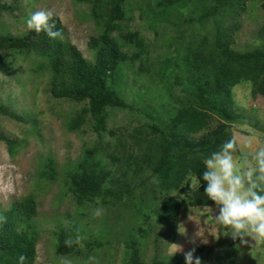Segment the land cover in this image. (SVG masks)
<instances>
[{"label":"trees","instance_id":"16d2710c","mask_svg":"<svg viewBox=\"0 0 264 264\" xmlns=\"http://www.w3.org/2000/svg\"><path fill=\"white\" fill-rule=\"evenodd\" d=\"M75 1L90 6V19L100 30L89 43L94 60L83 55L59 17L53 16L22 36L0 33V56H4L0 58V82L6 76L23 83L18 63L23 57L34 71L47 76L54 99L79 107L68 119V129L78 132L89 125L96 132L94 149L87 148L85 157L64 179L80 210L76 216L68 214V225L56 231L58 252L64 258L90 261L92 256L100 258L92 253L107 246L104 239L110 233L101 230V240L93 235L84 239V227L90 223L83 224L80 218L93 215L88 206L100 209L103 215L118 213L119 222L126 221L124 210L131 211L136 222L147 225V229L140 226L146 239L154 233L150 221H179L183 204L176 195L193 178L198 186L189 206L218 207L216 177L209 165L221 157L239 155L228 125L250 120L235 108L234 90L251 85L252 100L264 103V23L262 45L242 52L234 48L239 26L234 21L259 2L264 12V0ZM20 3L0 0V20L21 10ZM182 6L200 13L185 17ZM136 11L144 27L161 40V47L173 52L171 61L160 63L156 68L160 71L151 77L152 82L164 84L153 103L145 86L139 88L136 98H128L133 93L129 79L138 82L131 70L136 64L140 70L148 69L147 39L138 31H123L126 22L134 21ZM23 14L32 18L25 8ZM124 46L137 51L130 53ZM16 107L15 102L5 104L0 97L1 117L18 123L23 132L39 135L38 113ZM125 112L131 115L129 126H115L116 116ZM108 137L112 140L105 144ZM0 141L8 144L12 155L23 143L3 131ZM103 151L111 164L103 165L95 158ZM59 174L55 160L48 158L38 178L53 183ZM38 213L32 195L13 201L10 209L0 213V264H36L40 233L33 223ZM97 221L110 230L106 222ZM146 247V242L141 246L128 242L120 264H188L180 255L169 260L156 255L146 263Z\"/></svg>","mask_w":264,"mask_h":264},{"label":"rangeland","instance_id":"374dc122","mask_svg":"<svg viewBox=\"0 0 264 264\" xmlns=\"http://www.w3.org/2000/svg\"><path fill=\"white\" fill-rule=\"evenodd\" d=\"M260 4L250 5L248 11L234 21L239 24L235 35L236 50L245 52L262 45L260 30L264 23V12ZM19 6L21 10L13 15L7 14L0 20L1 34L22 36L38 27L45 18L57 16L72 43L89 61L94 60L89 43L100 30L90 19V6L77 4L75 0H21ZM24 8L32 18L24 16ZM181 8L185 17L200 13L186 6ZM139 15L138 11L134 12V21L132 24L126 22L123 31H138L147 39L145 66L148 69L140 70L139 64H136L131 70V76L134 72L138 82L129 79L133 84V87L130 85L133 93L128 98H136L139 88L145 86L152 96L150 103H153L159 98L158 93L164 84L160 80L152 82L151 77L160 71L156 69L160 63L168 64L171 61L173 52L170 47H161V40L147 26L144 27ZM124 50L130 53L137 51L133 46L131 49L124 46ZM21 58H18V63L23 83H17L11 77H2L0 97L5 104L15 102L18 110L38 113L40 133L23 132L18 123L0 116V131L23 142L12 155L8 144L0 141V213L10 209L13 201L31 195L36 198L39 213L33 224L40 233L36 264H120L123 261L121 251L130 241L138 246L146 242L143 253L146 263H151L156 255L165 260L180 255L188 264H264V103L252 100L251 85L243 84L234 90L235 108L249 116L250 122L241 120L236 125H228L239 145V155H227L209 165L216 177L218 207L189 206L198 186V181L193 178L176 195L183 204L179 221L162 224L156 220L150 221L154 233L146 239V232L140 233V226L147 229V225H143L144 221L136 222L135 215H130L131 211L124 210L126 221L119 222L118 213L107 212V215H103L100 209L88 206L93 215L87 219L80 218L83 224L90 223L84 227L87 233L84 239H91L93 235L101 240L100 231L106 233L108 230L110 237L104 239L107 246L92 253L100 257L98 259L92 256L90 261L84 258L68 260L58 252L56 231L66 227L68 214L76 216L80 208L64 179L66 173L76 168L85 157V150L94 149L97 134L89 125L83 131H70L68 119L79 107L54 99L47 76L38 74ZM145 70L147 73H142ZM28 92L32 94L28 95ZM163 94L167 95V92ZM130 117L127 112L120 113L116 116L118 123L115 126H129ZM111 126L113 128V124ZM243 130L248 135H244ZM111 140L112 137H108L105 144ZM48 158L55 160L56 170L60 172L53 183L38 178ZM95 158L103 165L111 164L104 151ZM97 219L106 222L110 230L100 227Z\"/></svg>","mask_w":264,"mask_h":264}]
</instances>
